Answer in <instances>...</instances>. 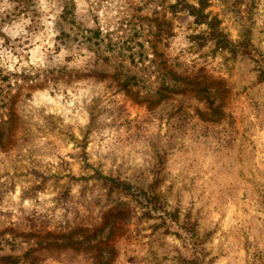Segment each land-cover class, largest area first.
<instances>
[{
    "label": "rangeland",
    "instance_id": "1",
    "mask_svg": "<svg viewBox=\"0 0 264 264\" xmlns=\"http://www.w3.org/2000/svg\"><path fill=\"white\" fill-rule=\"evenodd\" d=\"M201 4L0 0V264H264V0Z\"/></svg>",
    "mask_w": 264,
    "mask_h": 264
},
{
    "label": "trees",
    "instance_id": "2",
    "mask_svg": "<svg viewBox=\"0 0 264 264\" xmlns=\"http://www.w3.org/2000/svg\"><path fill=\"white\" fill-rule=\"evenodd\" d=\"M200 4L202 3V0H199ZM202 8V4H201ZM200 9H193L191 13L196 17V20L199 23H205L207 20L204 18V15L202 14V11ZM207 23V22H206ZM218 33V32H217ZM216 39L218 40V43L223 46V48H231L232 46L228 44V42L222 37L221 34H216ZM114 183H117V185L122 186L126 189H131L130 186H125L124 184H120L119 182H116L113 180Z\"/></svg>",
    "mask_w": 264,
    "mask_h": 264
}]
</instances>
